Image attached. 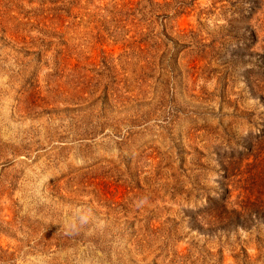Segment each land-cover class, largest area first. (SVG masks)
I'll use <instances>...</instances> for the list:
<instances>
[{"label": "rangeland", "instance_id": "rangeland-1", "mask_svg": "<svg viewBox=\"0 0 264 264\" xmlns=\"http://www.w3.org/2000/svg\"><path fill=\"white\" fill-rule=\"evenodd\" d=\"M0 264H264V0H0Z\"/></svg>", "mask_w": 264, "mask_h": 264}]
</instances>
